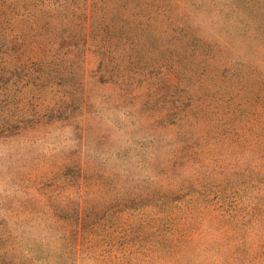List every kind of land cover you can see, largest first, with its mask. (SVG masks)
Returning a JSON list of instances; mask_svg holds the SVG:
<instances>
[{"label":"rangeland","instance_id":"obj_1","mask_svg":"<svg viewBox=\"0 0 264 264\" xmlns=\"http://www.w3.org/2000/svg\"><path fill=\"white\" fill-rule=\"evenodd\" d=\"M0 264H264V0H0Z\"/></svg>","mask_w":264,"mask_h":264}]
</instances>
